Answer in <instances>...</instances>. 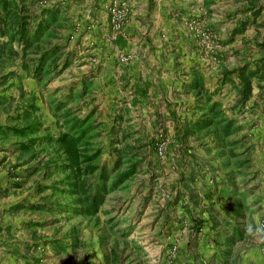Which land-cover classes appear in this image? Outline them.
I'll return each instance as SVG.
<instances>
[{
	"label": "rangeland",
	"instance_id": "obj_1",
	"mask_svg": "<svg viewBox=\"0 0 264 264\" xmlns=\"http://www.w3.org/2000/svg\"><path fill=\"white\" fill-rule=\"evenodd\" d=\"M49 1L52 0H37L36 5H30L31 15L36 18L38 5H46ZM241 8L235 13L229 12L227 20L234 19L237 13L244 16L248 10L244 9V5ZM217 10L214 11L219 14L220 9ZM64 12L65 9H58L52 16L46 14L45 38L42 39L43 34L36 40L33 36H38L39 31L32 30L33 36H30L34 39L28 40L29 49L23 54L30 66L40 70L39 90L23 96L17 91L0 95V144L6 146L14 157L6 168L8 176L15 180L13 182H18L16 178L20 177L26 179L25 190L31 188L35 200L27 208L39 213L47 230L51 231L47 236L53 234L64 244L63 257L71 235L70 227L74 225L81 237L86 225L92 230L105 226L104 232H92L91 238L100 246L105 237L110 264H161L160 259L165 255L173 256L179 251L176 244L169 245L168 254L166 246L161 249L157 246L162 231L166 230L167 215L178 209V202L171 201L172 192L178 184L167 183L169 173L165 161L168 151L176 144L173 139L186 145L187 159L181 160V167L192 176L200 175L202 180L205 174H211L213 186L220 184V195H217L230 206L232 217L230 221L222 222L225 227L216 237L219 247L231 248L232 255L237 257L246 254L249 247L261 246L264 256V232L260 227L264 223V42H256L254 47L250 46V41L240 37L250 30L251 24L239 20L231 35L227 28V31H219L221 38L217 39L213 36L217 30H212V27L218 24L207 28L194 14L175 16L180 26L191 32L199 42L201 48L197 45V49H201V58L206 61L204 68L210 72L207 81L212 85L204 87L202 68L199 67L195 70H198L194 75L195 81L186 83L187 89L173 95L180 104L166 102L148 107L135 104L131 108L120 106V113L116 116L115 110L111 113L105 105L95 104L97 89L94 83H88L83 88H61L63 79L68 78L67 82H72L74 73L71 68L74 58L63 54L67 45H60V41L54 40L55 31L64 28L60 25L65 20ZM2 14H8L9 29L13 31L20 21L12 11L3 10ZM189 18H194L197 28L205 30L209 38L189 30ZM231 41L232 46L226 48ZM3 44L9 53L13 54L12 50L17 52L13 49L17 41ZM256 47L262 53L256 51ZM35 50L42 51L40 57H34ZM256 52L262 55L256 57ZM262 64L260 72L263 74L251 77L249 98L240 104V85L231 70L243 65H248L250 70ZM212 68L218 72L215 73ZM59 98L64 101L57 104L54 99ZM90 98L91 101L86 103L85 100ZM173 112L181 116L179 120L173 121ZM34 120L41 124L38 131H26L23 135L13 131L14 127H26ZM177 127L181 129L182 136L174 138L173 130L176 132ZM50 133L81 135L79 147L83 157H90L89 164L97 167L89 174L92 180L96 178L95 182L99 181L97 175L103 167L106 196L95 215L73 211L72 203L77 196L70 193L65 176L67 172L62 166L51 163L45 168L41 165L49 156H55L54 146L45 139ZM198 158L200 165L196 162ZM20 159L26 167L16 169L15 162ZM203 170L204 175L198 174ZM181 186L188 194L187 203L183 204L187 211L190 203L199 209L200 198L205 194L211 201L214 200L213 193L205 184L196 188L193 180L187 178ZM183 194L181 196L179 191L175 193L176 199H181ZM222 201L218 208H222ZM212 204L215 203L212 201ZM214 206L211 209L216 214Z\"/></svg>",
	"mask_w": 264,
	"mask_h": 264
},
{
	"label": "crops",
	"instance_id": "obj_2",
	"mask_svg": "<svg viewBox=\"0 0 264 264\" xmlns=\"http://www.w3.org/2000/svg\"><path fill=\"white\" fill-rule=\"evenodd\" d=\"M36 2L37 0H0V13L3 10L12 11L20 21L10 31L8 14L0 15V95L9 91H21L24 95H29L39 90L40 70L30 66L26 61L27 56L23 58V54L29 49L28 40L34 39L31 33L38 30V36H33L38 40L44 34L46 14L52 16L58 9H65V20L60 24L64 28L55 31L54 40L60 41V45H67L64 56L71 55L74 58V64L71 65L74 72L72 82H67L68 78L63 79L61 88H83L88 83H94L97 89L95 104L105 105L111 113L115 110L116 116L120 113V106L131 108L135 104L148 107L166 102L180 104L173 95L187 89L186 83L195 81L194 75L198 71L195 70L199 67L202 68L204 87L212 85L207 81L210 72L204 68L206 61L201 58V49H197V45L200 47L199 42L191 32H186L180 26L175 17L178 14H184L185 17L194 14L207 28L218 24L212 27V30L218 32L213 35L217 39L221 38L220 30L227 31L228 28L231 35L235 31L233 29L238 27L239 20L247 21L251 24L250 30H246V34L242 33L240 37L250 41V46L254 47L256 42H264V0H129V16L118 32H114L110 24L107 10L110 0H52L46 5H38V16L34 18L30 5H36ZM241 5L245 6L247 13L244 16L241 13L234 14V19L227 20L229 12L235 13L238 9H243ZM218 8L220 11L216 14ZM17 11H20L22 17L15 13ZM48 21L51 22L50 19ZM29 27L31 28L28 30ZM44 38L45 34L42 36ZM12 41L18 42L13 45L18 53L13 50V54L9 53L3 44ZM232 42L226 48L231 47ZM35 51L34 57H40L42 51ZM256 51L262 53L259 47H256ZM260 52H256V57L262 55ZM124 57L128 60H123ZM214 68L212 71L218 72ZM54 100L57 104L64 101L62 98ZM85 101L87 103L91 98ZM171 116L173 121L181 117L174 112ZM180 130L177 127L172 136L181 137ZM173 140L176 144L168 151L165 161L166 171L169 173L167 183L178 184L171 195V201L178 202V209L167 215L166 230L162 231L157 246L159 249L166 246L168 254L169 245L176 244L179 251L173 256L165 255L160 263L264 264L261 246L249 247L246 254L235 257L231 248L226 250L216 243L218 233L225 227L222 222L230 221L232 217L230 206L219 198L220 184L213 186L211 174L204 175V170L200 173L198 171V174L205 177L202 180L200 175L192 176L181 167V160L187 159L186 145L182 142L179 144L178 139ZM13 158L6 146L0 144V264H110L105 237L100 246L99 242L91 238L92 232L105 231L103 225L94 230L86 225L82 237L77 234L76 225L71 226L70 239L63 257L64 244L56 240L53 234L52 237L47 236L51 231L47 230L39 213L27 208L35 200L31 188L25 190L26 179L20 177L16 178L18 182H13L15 180L8 176L6 168L13 162ZM196 162L200 165L199 158ZM25 165L21 159L15 162L16 169L26 167ZM187 178L193 180L196 188L205 184L213 193L212 201L215 204L205 194V197L200 198L199 209L190 203L187 211L184 205L187 203L188 194L181 186ZM17 186L20 187L15 188ZM178 191L181 196L184 193L181 197L184 203L181 199H176L175 193ZM37 197L40 199V196ZM221 201L224 204L222 208H218ZM212 206L216 208V214L211 209ZM95 238L98 239L96 236ZM153 261H157V258Z\"/></svg>",
	"mask_w": 264,
	"mask_h": 264
},
{
	"label": "trees",
	"instance_id": "obj_3",
	"mask_svg": "<svg viewBox=\"0 0 264 264\" xmlns=\"http://www.w3.org/2000/svg\"><path fill=\"white\" fill-rule=\"evenodd\" d=\"M17 12L15 13L19 17H22L20 11ZM263 64L250 70L248 65L239 66L231 70V72L235 73L240 85V88L238 89V93L240 94V104H243L249 98L251 92V77L263 74L261 73ZM20 95L23 96V92L20 91ZM30 107L33 108V105L31 104ZM40 125V122L34 120L26 127H14L13 131L23 135L26 131H38ZM45 139H47L54 146L55 156H49V159L46 162H42L41 165L45 168H48L51 163L56 166L57 164L62 166L63 170L67 172L65 176L69 183V191H71V194L77 196L72 203L73 211L85 215H95L100 209V206L104 202L106 196L103 167H101L100 173L97 175L99 181L95 182L96 178H93L92 180L89 174L96 170L97 167L89 164V161L91 160L90 157H83V152L79 147L81 135L75 136L68 133L53 135L50 133L46 134ZM99 182L101 183L99 184Z\"/></svg>",
	"mask_w": 264,
	"mask_h": 264
},
{
	"label": "built area",
	"instance_id": "obj_4",
	"mask_svg": "<svg viewBox=\"0 0 264 264\" xmlns=\"http://www.w3.org/2000/svg\"><path fill=\"white\" fill-rule=\"evenodd\" d=\"M107 10L110 17L111 27L114 32H118L123 27L129 16V0H111L107 7ZM187 26L189 30L197 33V35L209 38V34L206 33L205 30L197 28V22L194 18H189L187 20ZM123 60H127V58L124 57ZM160 153H162V150H160ZM260 227L264 232V223H262Z\"/></svg>",
	"mask_w": 264,
	"mask_h": 264
}]
</instances>
